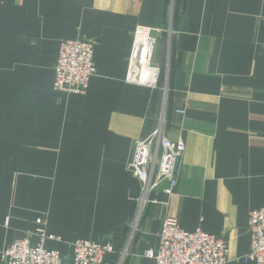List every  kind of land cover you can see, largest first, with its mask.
<instances>
[{"label": "crops", "instance_id": "crops-1", "mask_svg": "<svg viewBox=\"0 0 264 264\" xmlns=\"http://www.w3.org/2000/svg\"><path fill=\"white\" fill-rule=\"evenodd\" d=\"M138 25L169 65L165 133L184 148L179 183L132 226V144L159 125L164 92L127 81ZM95 43L86 94L54 88L61 40ZM264 207V0H0V250L26 235L70 264L78 238L112 241L107 264H156L163 220L217 234L227 264L250 250ZM9 222L7 223V220ZM0 264H4L0 259Z\"/></svg>", "mask_w": 264, "mask_h": 264}, {"label": "built area", "instance_id": "built-area-1", "mask_svg": "<svg viewBox=\"0 0 264 264\" xmlns=\"http://www.w3.org/2000/svg\"><path fill=\"white\" fill-rule=\"evenodd\" d=\"M156 31L149 26L138 25L134 31V43L129 57L127 81L164 90L163 112L158 127L146 137L134 139L127 169L141 183L137 209L132 226L136 229L149 203H166L158 194L173 195L179 183L178 160L184 148L165 133L168 98L169 65L163 69L155 62ZM95 43L85 35L75 39H63L55 64L54 88L66 93L86 94L91 79L97 74ZM42 226L37 229L38 242L30 235L18 238L0 251L4 264H65L59 250L47 247L48 239H57ZM251 236L250 250L240 257L245 262L264 264V207L254 209L249 216ZM160 244L156 249H146L144 255L155 259L156 264H227L230 248L222 236L202 228L187 230L177 219L166 216L159 233ZM70 264H107L106 256L115 251L112 241H94L78 238L70 243Z\"/></svg>", "mask_w": 264, "mask_h": 264}, {"label": "rangeland", "instance_id": "rangeland-1", "mask_svg": "<svg viewBox=\"0 0 264 264\" xmlns=\"http://www.w3.org/2000/svg\"><path fill=\"white\" fill-rule=\"evenodd\" d=\"M135 31V30H134ZM56 64V63H55ZM54 68H55V66H54ZM167 66L163 69V75H165V73H166V71H167ZM55 82V81H54ZM161 89L162 90H164L162 87H161ZM56 90V89H55ZM164 92V91H163ZM168 93H169V86H168ZM162 112H163V110H162ZM150 204V203H149ZM9 222V219L7 220V223ZM45 225V224H44ZM44 227V226H43ZM45 228V230H46V227H44ZM46 232H47V230H46ZM48 233V232H47ZM49 234V233H48ZM76 240V239H75ZM73 242V241H72ZM5 249V248H4ZM1 250H3V249H1ZM0 250V251H1ZM2 261V260H1Z\"/></svg>", "mask_w": 264, "mask_h": 264}]
</instances>
